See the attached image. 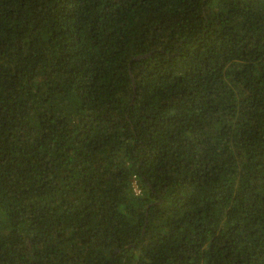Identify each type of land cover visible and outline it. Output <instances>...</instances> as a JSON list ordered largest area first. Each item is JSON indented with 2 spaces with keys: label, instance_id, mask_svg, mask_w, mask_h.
Segmentation results:
<instances>
[{
  "label": "trees",
  "instance_id": "16d2710c",
  "mask_svg": "<svg viewBox=\"0 0 264 264\" xmlns=\"http://www.w3.org/2000/svg\"><path fill=\"white\" fill-rule=\"evenodd\" d=\"M0 264H264V0H0Z\"/></svg>",
  "mask_w": 264,
  "mask_h": 264
},
{
  "label": "built area",
  "instance_id": "2783aa9c",
  "mask_svg": "<svg viewBox=\"0 0 264 264\" xmlns=\"http://www.w3.org/2000/svg\"><path fill=\"white\" fill-rule=\"evenodd\" d=\"M135 184V183H134ZM134 191H135V193H137L139 190L135 187V185H134Z\"/></svg>",
  "mask_w": 264,
  "mask_h": 264
}]
</instances>
